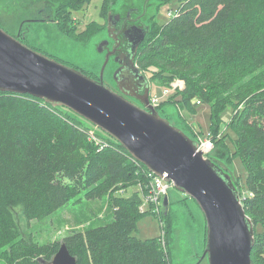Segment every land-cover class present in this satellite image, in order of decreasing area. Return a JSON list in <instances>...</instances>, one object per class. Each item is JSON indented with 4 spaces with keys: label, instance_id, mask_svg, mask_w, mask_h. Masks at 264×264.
<instances>
[{
    "label": "trees",
    "instance_id": "obj_1",
    "mask_svg": "<svg viewBox=\"0 0 264 264\" xmlns=\"http://www.w3.org/2000/svg\"><path fill=\"white\" fill-rule=\"evenodd\" d=\"M46 1L54 5L60 30L72 36L60 24L67 16L63 9L91 0ZM154 33L141 48L138 64L143 70L162 67L166 80H185L176 102L189 111L197 103H210L209 133L215 142L210 158L219 166L222 161L230 167L232 160L230 150L216 143L218 120L235 105L231 127L247 170L246 192L240 194L255 226L251 259L264 264V0H179L165 23L152 18L146 37ZM83 121L66 107L0 91V248H5L7 264H52L62 242L76 264H170L175 231L170 202L165 221L152 207L141 210L142 188L124 196L129 187L143 185L148 168L113 137ZM91 131L107 145L100 148L89 139ZM82 190L87 199L108 196L112 218L48 243L23 235L17 208L27 220L46 218ZM149 213L160 217L163 234L169 235L167 250L160 236H136L139 217Z\"/></svg>",
    "mask_w": 264,
    "mask_h": 264
},
{
    "label": "water",
    "instance_id": "obj_2",
    "mask_svg": "<svg viewBox=\"0 0 264 264\" xmlns=\"http://www.w3.org/2000/svg\"><path fill=\"white\" fill-rule=\"evenodd\" d=\"M150 4L148 0L142 8L129 7L123 15L109 8L103 29L108 30V37L98 47L105 57L96 78L26 43V27L30 25L27 23L55 21L54 16L24 19L15 35L0 25V91L28 94L53 106L68 108L99 128L93 127L94 131L102 130L113 137L133 158L195 199L207 223L206 248L195 264L205 257L209 264H252L255 226L244 209L231 172L198 149V139L162 116L150 101L151 80L135 63L138 49L151 31L152 18L158 13H146ZM137 13L141 14L140 25L134 24L129 33L117 30V35L129 43L127 52L117 54L114 26L124 15L136 17ZM3 22L14 26L10 17H4ZM116 63L119 66L113 77L120 92L104 79L107 65L111 66V77ZM164 205H169L168 195ZM76 263L77 258L62 242L52 264Z\"/></svg>",
    "mask_w": 264,
    "mask_h": 264
},
{
    "label": "rangeland",
    "instance_id": "obj_3",
    "mask_svg": "<svg viewBox=\"0 0 264 264\" xmlns=\"http://www.w3.org/2000/svg\"><path fill=\"white\" fill-rule=\"evenodd\" d=\"M148 0H91L88 3L81 4L77 7H65L67 16H64L60 24L63 29L70 35L64 34L58 24L53 20L48 21H31L26 27V43L36 48L40 52L47 54L71 67L84 70L86 74L96 78L95 73L99 70L104 62L105 54L99 51V44L103 38H107V32L103 29L107 26V14L109 8L123 15L129 7H144ZM151 4L146 13L157 11L155 19L159 23H165L170 19L169 12H175L179 6V0H149ZM54 13V5L48 4L46 0H0V25L11 34H16L21 21L35 18H51ZM10 17L14 21V26L4 24L3 18ZM144 19H147L144 17ZM95 33V34H94ZM93 34V35H92ZM92 35V36H91ZM154 34L146 37L141 48L153 37ZM155 64V63H154ZM145 67L147 75L151 79V93L161 95L163 101L158 108L162 116L168 118L176 126L183 128L192 137L199 139L210 132L211 127V106L210 103H197L192 112V106L182 107V103L176 102L181 99V90L186 86L185 80L183 86L174 87L173 80H166L163 75L166 74L162 67L150 66ZM110 64L105 70L104 79L110 81ZM91 72V73H90ZM155 77H152V76ZM169 89V94L164 95V90ZM9 96L4 95L2 98ZM174 102V103H172ZM192 102L196 103V99ZM235 105L232 104L226 110L221 112V118L218 120L219 133L217 135L218 145L226 146L231 153L232 164L227 167L221 161L220 165L226 166L231 172L236 188L244 193L246 192L247 170L237 151V136L231 127V121ZM84 120V119H83ZM91 128L99 130L93 124L83 121ZM187 123L189 126H187ZM93 128V129H94ZM211 140L213 141L212 135ZM105 146V142H100ZM215 144V142L213 141ZM207 155L212 156L211 150ZM224 168V167H223ZM148 181L145 179L143 185L129 187L124 196H129L133 191L142 188L143 197L148 193L149 187L146 186ZM137 187V188H136ZM85 191L82 190L76 197L72 198L65 206L57 209L51 216L42 219L27 220L22 213L21 208H17L16 219L20 225L24 236L33 235L40 243H48L56 240H62L66 235L75 230H85L92 226H98L106 223L112 218L111 208L109 206V197L97 199H87ZM122 193V191H120ZM165 197V196H164ZM169 202L175 216H171L174 223V233L170 243L171 254H169L170 264H195L203 256L206 248L205 233L207 231L206 219L203 211L195 199L180 191L174 185L168 189ZM144 199L142 204L144 203ZM158 207L156 214L162 216L168 211L163 204H149ZM158 215L144 214L139 217L137 222L136 236L141 240L153 237L163 239L164 247L168 248V238L162 231L161 219ZM166 221L167 217L163 215ZM261 227L258 228L260 230ZM167 238V239H166ZM167 241V242H166ZM5 248H0V264H7L5 257ZM172 255V262H171ZM200 264H209L208 257L201 260Z\"/></svg>",
    "mask_w": 264,
    "mask_h": 264
},
{
    "label": "built area",
    "instance_id": "obj_4",
    "mask_svg": "<svg viewBox=\"0 0 264 264\" xmlns=\"http://www.w3.org/2000/svg\"><path fill=\"white\" fill-rule=\"evenodd\" d=\"M172 14H173V11L169 12L168 15L172 16ZM182 84H184V80L179 79L177 81H174L173 86L174 87L183 86ZM169 91H170L169 89H165L163 91L164 95H168ZM161 100H162L161 95L151 93L150 101L154 106L160 105L162 103ZM210 137H211L210 133H208L207 135L201 136L198 139V142H199L198 149L203 150L206 154H208L214 147V143ZM89 139L94 140L97 144H99L100 148H103L104 146L101 145V143H98V141L106 143V141L102 137L96 135L94 131H91L89 135ZM133 159L138 161L135 158ZM146 180L148 181L146 186L149 187V190H148L147 195L145 196L144 203L141 206L142 211H145V209H147L149 204L151 203L156 204V205L161 204L162 200H164V196L168 194L169 187L172 186L171 182L165 181L163 178H161L160 176H158L157 174H155L153 171L149 169H147L146 171ZM150 206L152 207L153 211L158 212L157 206L155 205H150Z\"/></svg>",
    "mask_w": 264,
    "mask_h": 264
},
{
    "label": "flooded vegetation",
    "instance_id": "obj_5",
    "mask_svg": "<svg viewBox=\"0 0 264 264\" xmlns=\"http://www.w3.org/2000/svg\"><path fill=\"white\" fill-rule=\"evenodd\" d=\"M135 10H138L139 11L138 8H136ZM123 17L124 18L121 21L117 22L116 23V26H114V32L113 33H115L116 35H117V30H121L122 32L129 33L135 27L134 24H139V25L141 24V14L140 13L139 14L137 13V16L136 17H132L130 14H128V15L126 14ZM117 37H118L119 41L117 39V41L115 42V43H117L116 44V50H117L116 53L117 54H120L122 52H127L128 51V47H129L128 41L122 35H120V36L117 35ZM23 41H24V39H23ZM113 44H114V42L112 43V45H111L110 48H112ZM140 50H141V46L138 49V52L136 54V60H135V63H136V65L138 67H140L139 64H138V56H139ZM118 66H119L118 63H116V65H114L112 75L109 78L110 81L109 82L108 81H105V82L108 85H110L112 88H114L115 90H117L118 92H120V90H119V88H118V86L116 84V81L114 80V77H113V73H114V71L116 70V68ZM146 75H147V72H146ZM147 78L149 80H151L148 75H147ZM150 95H151V88H150V91H149V97H150ZM128 98H130L131 100L135 101V99L132 98V97H128Z\"/></svg>",
    "mask_w": 264,
    "mask_h": 264
}]
</instances>
